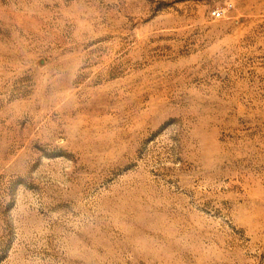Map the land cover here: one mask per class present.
I'll return each instance as SVG.
<instances>
[{"label": "rangeland", "instance_id": "374dc122", "mask_svg": "<svg viewBox=\"0 0 264 264\" xmlns=\"http://www.w3.org/2000/svg\"><path fill=\"white\" fill-rule=\"evenodd\" d=\"M0 264H264V0H0Z\"/></svg>", "mask_w": 264, "mask_h": 264}, {"label": "built area", "instance_id": "2783aa9c", "mask_svg": "<svg viewBox=\"0 0 264 264\" xmlns=\"http://www.w3.org/2000/svg\"><path fill=\"white\" fill-rule=\"evenodd\" d=\"M214 15H215V16H218V15H219V13H218V12H216V13H214Z\"/></svg>", "mask_w": 264, "mask_h": 264}]
</instances>
